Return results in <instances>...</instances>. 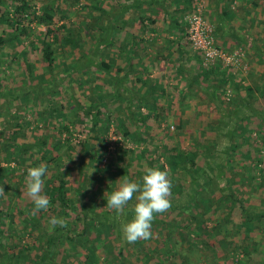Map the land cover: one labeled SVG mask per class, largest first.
Segmentation results:
<instances>
[{"label": "trees", "instance_id": "16d2710c", "mask_svg": "<svg viewBox=\"0 0 264 264\" xmlns=\"http://www.w3.org/2000/svg\"><path fill=\"white\" fill-rule=\"evenodd\" d=\"M151 1L136 0L139 5H150ZM164 3V0H159V5L165 11ZM187 3L189 1L183 0L182 6L177 5L181 7H179L180 9L172 10L171 24L175 30L180 29L179 35H183L181 39H185L191 44L188 37L187 21L181 22V19L179 21L181 15H176V12L182 13L189 10ZM62 6L58 0H46L43 2L42 12L38 13L28 0H0V109L2 110L0 111V121H3L0 130V160L3 159L6 162L12 160L21 168L18 182L14 185L15 189L22 182L25 183L29 167L46 164L43 194L50 198L49 209L41 210L36 214H32L34 205L26 195V202L16 205L8 204L10 200L8 201L7 198L11 193L8 191L9 186L3 183V179H8V173L5 174L8 169H0V185L4 189V195L0 196V202L5 198L4 204L0 203V264H60L58 258L62 253L65 254V257H62V262L66 264H69L72 259L71 255L83 257V260L77 262L78 264H136L142 256L144 261L155 259L154 264H193L182 254L181 241L187 246V249L200 248L198 254L199 259L201 255H204L203 264H215L218 254L223 253V247H230L232 255L245 256L247 264H264V207L257 208L252 206V203L246 204V200L239 197L240 194H251L247 190L238 195L229 191L230 184L235 180L234 173L240 175L239 169L236 170V160H238L236 156L241 155L239 151L242 143L249 140L248 137H245V132L249 131H247L246 125L238 127L236 125L234 128L229 126V118L224 116V111H221L217 106L216 93L223 78L217 74L216 68H209L201 74L195 75L191 80V85L201 88L203 78L210 82V79L216 75L215 78L218 80L214 85H211L212 95L208 96L211 101L215 102L216 100L217 102L214 105L217 111L214 108L216 111L214 113H221L222 118L225 119L222 122V129H220L225 131V134L220 132L206 148L194 143L190 148L168 146L163 164L159 163L161 156L158 151L146 150L145 153L148 155L142 156L146 167L169 172L172 184L171 194H174L175 199L165 213L154 215L151 229L153 235L150 239H141L132 244L124 240L121 223L129 222L133 218L132 206L137 201L134 196L126 206L124 213L118 215L106 207L107 195L114 191L115 177L121 179L126 177L130 180L134 175L137 177L136 182H139L144 174L145 166L143 165L140 169H132V159L124 153L123 146L117 142L111 143L106 140L111 126L110 119L104 116L103 112L99 110V106L96 105H90L87 108H78L77 106V123L80 126L83 125L84 117L87 115L91 117L88 128L89 136L77 144L71 143L69 136L60 141L59 136L62 134V130L68 132L69 125L77 124L72 121L61 124L62 120L55 121L54 115L63 109L61 105L59 107L53 105L54 99L58 97V91L62 89L64 78L54 75L56 59L51 47L52 41L58 39L56 36L58 31L54 28V24L58 23L56 20H65L68 16L67 12L62 13ZM97 6L96 4L92 9H98ZM128 9L129 7H123L124 15ZM135 10L139 11L140 8L136 6ZM122 11L118 16H112L111 19L121 21ZM225 13L232 14L229 7ZM100 14L104 15L105 13L100 12ZM206 21L212 28L211 35L217 50L220 51L216 38L220 34L225 36L231 32L236 44L251 47L259 61L264 59V47L256 44V41L263 42V37L259 35L262 32H255L256 26L250 32L251 37H247L245 33H241L235 28H232L233 30L230 32H222L220 28L216 32L213 29L214 26L207 19ZM143 22L144 20L140 22L142 28L144 27ZM32 24L45 28V32L40 38L39 50V63L44 65V68L40 69L42 73L38 77L34 74V69L38 66L29 63L28 55L23 53L21 63L25 72L11 75L10 72L15 67L13 60L16 59L10 58L6 51L14 49L13 46L17 43L28 40L32 34ZM64 28H66V36L63 37L65 41L73 49L82 50L80 42L85 41L84 38L82 39L78 32L67 31L66 25ZM86 33L88 36L89 31ZM89 37L93 38L91 34ZM112 37L113 35L110 39ZM103 40L104 34L99 38V41ZM180 41L173 42L178 49ZM182 54V52L178 53L179 59ZM8 61L12 65L6 64ZM102 63L101 68L103 69L101 70L103 71L104 67L107 68L108 65L105 62ZM88 65L89 63H85L82 66L83 72L89 69ZM125 68L127 70L124 69L122 73L127 76L130 73L141 72L134 69L131 61L130 65ZM142 71L144 70L142 69ZM139 77L135 76V79L143 83ZM112 78L117 83L122 82L121 77ZM259 81L252 86L253 88L257 87L256 95L251 93L250 88H248V92L246 90V98L250 99L252 103L251 106L242 104L247 113L240 110L234 112L233 110L232 115L238 114L239 111L242 113L233 122L238 124L241 119L245 121L249 118H258L259 122L260 120L264 121V112H262L264 108L257 110V104L264 102V80ZM234 88L237 90L239 85L234 84ZM153 90V88L149 89L146 97L142 95L143 98L138 103L150 100L147 97L151 98ZM10 91L12 94L8 93ZM5 93L9 95L3 97ZM202 94L204 95V92ZM28 95L31 99L30 108L20 105L12 110L9 107L7 100L10 96L21 97V103L27 104L29 102L25 101V97ZM134 96H136L134 92L130 93L125 104L126 112H131ZM242 101L243 99H240V103ZM149 102L155 105V109L157 108L153 100ZM253 108L255 109L253 110ZM27 112L36 117L37 121L45 124L42 136H38V127L30 129L31 123L27 118ZM141 121L145 122L143 119ZM256 127L257 131L255 136H251L253 142L250 145L253 144L255 153H259L264 150V124L260 123ZM236 131L243 132L238 135L240 138H237L242 140L240 142L232 140ZM35 132L38 138L31 140L30 138L33 139L32 134ZM113 134L122 141L127 138L134 139L135 142L144 141L138 130L131 133L123 122L114 129ZM230 140L234 144L230 145ZM109 144L115 147L113 154L117 153L121 158L118 162L109 161L104 164V156L107 154ZM142 153L141 155L145 154ZM1 155H3L2 158ZM66 161L68 162L64 164ZM229 174L230 176H228ZM74 177L76 178L73 179ZM75 180L76 184L73 186L72 183ZM262 180L260 188L255 191H260L259 194L264 193V179L262 178ZM24 186L26 187V184ZM11 197L13 196L11 195ZM251 197L260 200L256 193H253ZM28 200L29 202H27ZM261 202L264 205V198ZM208 215H216V217L211 219V217H206ZM51 216L63 218L66 224L63 227L50 228L48 221ZM208 220H212L213 225L211 229H208L209 233H206L204 228L207 229L206 221ZM114 235L116 237L114 242L119 245L116 250L103 242L104 238L111 240ZM24 236L29 238H24ZM102 246L113 249V253L109 251L108 255L106 254L107 257L103 258L99 254V251H102L100 250ZM135 247H137L135 249L136 257L132 258L133 252L128 254L126 251L128 248ZM74 249L76 252L72 254ZM32 251H36L34 259L29 257ZM174 255L176 257L171 258Z\"/></svg>", "mask_w": 264, "mask_h": 264}, {"label": "rangeland", "instance_id": "374dc122", "mask_svg": "<svg viewBox=\"0 0 264 264\" xmlns=\"http://www.w3.org/2000/svg\"><path fill=\"white\" fill-rule=\"evenodd\" d=\"M28 1L34 5L36 12L41 13L43 2L46 0ZM58 1L63 5L62 13L67 12L68 16L65 20H56L58 23L54 24V28L58 31L56 34L58 39L52 41L51 44L56 59L54 75L56 77H62V79L64 78L62 89L58 91V97H56L53 102L54 106H63L61 112L54 114L55 121L62 120L61 124H65L66 121L77 123V106L78 108H87L90 105L99 106V110L103 112L104 116L110 119L111 123L110 130L106 135V140L111 143L117 142L119 145L121 144L123 146L125 149L124 153L129 155L130 159H132V169H140L143 165L146 167L144 157H142L148 155L145 153L146 150L158 151L159 156H161L159 163L163 164L165 163L164 154L168 146L190 148L194 143L199 146L203 145L206 148L209 142L213 141L214 137H216V135L218 136L220 132L225 134V131L220 130L223 127L222 122L225 119L222 118L221 113H214L217 111L216 107H214L217 102L216 100V103L213 100L211 101L208 96L212 95L210 91L211 85H214L218 80L215 78L216 75L210 79V82H207L203 78L201 81V88L190 86L188 82V80L192 77L194 78L195 75L201 74L209 68H216L217 74L223 78L222 84L219 85V89L216 93L218 99L217 106L221 111H224V114H222L229 118V126L234 128L236 125L237 127L239 125H246L247 131L250 132H245V137H248L249 140L242 143L241 150L239 151V153L244 156H236L238 159H235L237 161L236 170L239 169L240 175H235L234 173L235 180L230 184L229 191L238 195L240 192H245V190H247V192L251 194L244 193L240 194L239 197L246 200V204L252 203L251 205L257 208H260V206L264 207L261 202L262 198H264V193L259 194L260 191L255 192L257 188H260L259 185L261 181H263L262 178L264 179V150L255 153L252 146L253 144L250 145V143L253 142L251 136H255L257 131L256 126L260 123L264 124V121L260 120L259 122L258 118H249L245 119V121L241 119L238 124L233 122L242 114L240 111L247 113V110H244L242 104L248 106L252 105L251 100L246 98V90L248 92V88H250L251 93H254V95L257 94V87L253 88L252 86L260 82L259 80H264V59L259 61L251 47L248 48L244 44L243 46L236 44L230 32L233 30L232 28H235L237 31L245 33L247 37H251L250 32L254 29V26H256L255 32L261 31L262 33L259 35L263 37V42L256 41V44L257 46L260 45L264 47V0H219V4L216 0H206L208 5L206 4L207 7H205L204 17L215 28L218 26L219 28L221 27L222 32H224L223 25L228 24V29L225 32H230L225 34V36L222 35L224 36L222 41L226 43V46H220L218 43L219 40L216 38L217 46L220 52L224 54L225 58H217L214 61H206L203 59L201 52H198V50L195 49L193 45L189 44L188 41L186 42L185 39H181L183 35H179L180 29L175 30L172 26V15H169L172 13V10L170 13H168L167 10H170L174 5L171 4V1L174 0H164L165 11L157 2H154L152 5H139L138 2H135L136 0ZM188 1L189 3L186 5L189 10L176 14L177 16L181 15V18L178 19L179 21L181 19V22L187 21L197 6L195 0H187V2ZM211 1L213 2L212 4L210 3ZM96 4L98 5V9H92ZM136 6L140 8L139 11L135 10ZM123 7H129L125 15L122 11ZM228 7L230 12H232L230 15L225 13ZM213 8H215L213 12L217 10L216 15L220 13L223 16V25L215 24L214 18L216 15L211 16L209 12V10ZM121 11V21L111 19L112 16H118ZM100 12H104L105 14L101 15ZM142 20H144L143 28L140 23ZM65 25L68 27L67 31L78 32L81 38H84L85 41L80 42L82 50L77 48L73 49L69 43L65 41L63 38L66 33V28H64ZM31 29H33L32 34L29 36L28 40L24 42L21 41L13 46L14 49L6 51V54L7 52L9 53L10 58L16 59L13 60L15 67L12 68L10 72L11 75L25 72V68L21 63V56L23 53L28 55L29 63L33 66L35 64L38 66L34 69V74L38 77V75L42 73L40 69L44 68V65L39 63V50L41 46L40 38L45 32V28L32 24ZM86 31H89L88 36ZM90 34L93 38L89 37ZM103 34L104 40L101 42L99 38ZM183 34L185 35L184 32ZM112 35L113 37L110 39ZM178 41H180L179 49L177 45L173 43ZM123 43H131V48L124 49L125 46H122ZM179 52L183 53L181 59L178 58ZM234 55L236 56L235 58L229 59ZM127 58L130 59L131 62L132 60L135 62L134 69L139 66L144 70L142 76L139 77L143 79V83L135 79L138 73H130L129 76L121 74L126 67L125 63H127ZM102 62L108 65L107 68L104 67L103 71L101 70L103 69L101 68ZM85 63H89V69L83 72L82 66ZM6 64L12 65L9 61L6 62ZM112 77H121L122 82L117 83ZM136 77L138 78V76ZM152 83H156L157 86L151 87ZM234 84L239 85L237 90H235ZM152 88H155L152 96L151 98L147 97V99L155 102L157 106L156 109L154 108L155 105L149 102L150 100L138 103L143 96L146 97L148 95V90ZM129 92H134L136 96L133 97L131 103V112H126L125 104L129 99ZM202 92H204V95ZM8 93L12 94L11 91ZM8 93H5L3 97L7 96ZM29 96L30 95L25 97V101L29 102L27 104L21 103V97L15 98V96H10L7 100L9 107H11L12 110L20 105H26L25 108H30L31 99ZM240 99H243L241 103ZM255 108H253V110ZM263 108L264 102H259V104H257V110H262ZM233 110L234 112L240 111L238 114L235 113L232 115ZM0 111L2 110L0 109ZM262 112H264V110ZM133 115L135 116L134 118L132 117ZM27 118L31 123L30 129L38 127V136H42V134H44L43 128L45 124L37 121V118L29 114V112H27ZM141 119L145 122L142 123ZM122 122L131 133L138 130L144 141L135 142L134 139L129 138L123 141L118 139V137L113 134V131ZM1 123H3V121H0V130L2 128ZM90 123L91 117L87 115L84 117L83 125H81L82 127L78 123L73 126L69 125L68 132L62 130V134L59 136L60 141L68 138V136L70 137V142L73 144H77L80 140H84L89 136L88 128L90 127ZM178 126L181 127L178 128ZM239 134H243V132L236 131L232 140L236 142L242 141L237 139L240 138V136L238 137ZM32 137L33 139L30 138L31 140H37L38 137L36 132L32 134ZM232 144H234V142L230 140V145ZM114 148L112 144H109L107 154L104 156V164L109 161L118 162L120 160L121 157L119 154H113ZM142 152L145 154L141 155ZM2 157L3 155H1V158ZM0 169H8L5 173H8V179H3L4 185L9 186L8 191L11 193L7 198L8 201L10 200L8 204L16 205L21 204L20 202H26L25 183L22 182L16 189L14 187L21 173L19 165L12 160L6 162L2 159L0 160ZM133 171L131 172L134 173ZM89 172L91 173V171ZM228 176H230V174ZM75 178L76 177L73 179ZM115 178L114 190L118 188L121 179L118 177ZM130 180L136 182L137 177L133 175ZM75 184L76 180L72 185L75 186ZM0 187L3 186L0 185ZM253 193H256L260 200L251 197ZM11 195L13 197H11ZM173 199H175L174 194H171L170 202H172ZM4 202L5 198L1 200L0 203L4 204ZM27 202H29V200ZM163 217H166V215H163ZM206 217H211V219H213L216 215H208ZM212 225V220L206 221L207 229L204 228V231L209 233L208 229H211ZM26 237L24 236V238ZM114 238H116L115 235L111 240L104 238L103 242L116 250V247L119 245L117 242H114ZM180 245L183 250L181 251L182 254L193 264L195 262L196 264H203L204 255H201L199 259L198 254L200 248L187 249L183 241H181ZM136 248L137 247L128 248L126 253L130 254L133 252L131 257L135 258ZM229 248L230 247L222 248L223 253L220 252L218 254L215 264H247L245 256L232 255ZM113 249H107L106 246H102L100 249L102 251H99V254L103 258L107 257L106 254L108 255L109 251L113 253ZM35 252L36 251H32V254L30 253L31 255H29V257L31 256V259H34ZM72 252H74L72 254H75L76 250L74 249ZM152 255L154 254L152 253ZM155 256L158 258L157 255ZM62 257H65L64 253L61 254V259L58 258L59 263L66 264L62 262ZM174 257L176 256H171V258ZM71 258L69 264H78L77 262L83 260V257L80 256L75 257L71 255ZM31 259L29 258V260ZM154 263L155 259L144 261L142 256L140 261L136 264Z\"/></svg>", "mask_w": 264, "mask_h": 264}, {"label": "clouds", "instance_id": "9594fccd", "mask_svg": "<svg viewBox=\"0 0 264 264\" xmlns=\"http://www.w3.org/2000/svg\"><path fill=\"white\" fill-rule=\"evenodd\" d=\"M46 170V164L27 169L25 195L34 205L32 214L41 210L47 211L50 206V198L43 194V177ZM171 188L168 171L145 167L139 182H133L124 177L120 179L118 188L107 195L106 207L118 215L124 213L129 201L135 196L137 202L132 206L133 218L129 222L121 223L122 235L127 243L132 244L152 237L154 215L165 213L171 207ZM3 195L4 189L0 187V196ZM48 223L50 228H55L63 227L66 221L63 218L51 216Z\"/></svg>", "mask_w": 264, "mask_h": 264}, {"label": "built area", "instance_id": "2783aa9c", "mask_svg": "<svg viewBox=\"0 0 264 264\" xmlns=\"http://www.w3.org/2000/svg\"><path fill=\"white\" fill-rule=\"evenodd\" d=\"M206 0H195L197 6L194 12L187 19L188 23V37L191 45L201 52L203 59L206 61H213L216 58H225L215 47V42L211 35L212 28L204 17V2ZM236 56L229 59H233Z\"/></svg>", "mask_w": 264, "mask_h": 264}, {"label": "crops", "instance_id": "0c3cea01", "mask_svg": "<svg viewBox=\"0 0 264 264\" xmlns=\"http://www.w3.org/2000/svg\"><path fill=\"white\" fill-rule=\"evenodd\" d=\"M135 1V0H134ZM208 1V0H207ZM136 2V1H135ZM154 2H157V3H159V0H152L150 3H151V5L154 3ZM172 3L171 4H174L171 8H170V10H167V12H169V11H171V10H174L176 7H177V9H179V7L182 5V2H183V0H174V1H171ZM216 2L219 4V0H216ZM180 3V4H179ZM211 4L213 3L212 1L210 2ZM208 5V2L206 3V1L204 2V14H205V7H207V5ZM177 5H180V6H177ZM175 6V7H174ZM216 6H218V5H216ZM214 9L215 8H213V9H211L212 10V12H211V10H209V12H210V15L212 16V15H216V13H217V10L215 11V12H213L214 11ZM208 11V10H207ZM176 14H177V12H176ZM208 14V13H207ZM171 15V14H170ZM175 15V14H174ZM209 15V14H208ZM217 17V18H216ZM216 17L214 18V21H215V24L216 25H223L224 24V19H223V16L219 13V14H217L216 15ZM231 26V25H230ZM219 27V26H218ZM221 28V27H220ZM220 28H215L214 27V31H219V29ZM222 29V28H221ZM228 29V24H226V25H223V30L224 31H226ZM217 39L219 40L218 41V43L220 44V46H226V43H224V41H222V35L220 34L218 37H217ZM216 39V40H217ZM226 40V39H225ZM122 46H125L124 47V49H128V48H131V43H129V44H122ZM130 59H128L127 58V63H125V65L126 66H129L130 65V61H129ZM132 62H133V60H132ZM132 62H131V64H132ZM135 65V62H133V66ZM125 67V66H124ZM124 69H126V68H124ZM127 70V69H126ZM135 70H140L141 72L140 73H138V72H136L135 74H137L136 76H142V74H143V71H142V69L139 67V66H137L136 68H135ZM123 72V71H122ZM121 74H123V73H121ZM134 74V73H133ZM130 75V74H129ZM149 77H153V76H149ZM139 79H142V78H139ZM143 80V79H142ZM191 80H193V77L190 79V80H188V82L190 83V85H191ZM154 86H157L156 85V83H152L151 84V87H154ZM155 89V88H154ZM149 92V91H148Z\"/></svg>", "mask_w": 264, "mask_h": 264}]
</instances>
